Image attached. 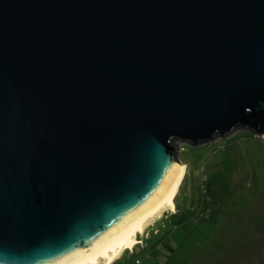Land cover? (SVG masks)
I'll return each instance as SVG.
<instances>
[{
	"label": "water",
	"instance_id": "water-1",
	"mask_svg": "<svg viewBox=\"0 0 264 264\" xmlns=\"http://www.w3.org/2000/svg\"><path fill=\"white\" fill-rule=\"evenodd\" d=\"M264 138V0H0V264H110L172 210L177 140Z\"/></svg>",
	"mask_w": 264,
	"mask_h": 264
},
{
	"label": "rangeland",
	"instance_id": "rangeland-1",
	"mask_svg": "<svg viewBox=\"0 0 264 264\" xmlns=\"http://www.w3.org/2000/svg\"><path fill=\"white\" fill-rule=\"evenodd\" d=\"M176 143L187 172L175 210L149 222L119 262L264 264V138L239 129L197 146Z\"/></svg>",
	"mask_w": 264,
	"mask_h": 264
},
{
	"label": "bare ground",
	"instance_id": "bare-ground-1",
	"mask_svg": "<svg viewBox=\"0 0 264 264\" xmlns=\"http://www.w3.org/2000/svg\"><path fill=\"white\" fill-rule=\"evenodd\" d=\"M179 164L182 165V174H181V177H180V179L178 180V182L175 184V186H174V188H173V191H172V193H171V203L173 204V211L175 210L174 198L176 197V195H177V193H178L179 188L181 187V185H183V182H184V179H185V175H186V172H187V166L185 165V163L180 162ZM170 211H172V210H164V211H162L160 214H158L157 216H155V217H153L152 219H150V220H149V221L143 226V228H142L140 231L137 232V234H138V233H143V232H145V231H144V230H145V227L148 225L149 222L155 220L156 218H159V217L163 216L164 213H166V212H170ZM170 213H171V212H170ZM137 234H136V238H135V243H134L130 248L127 247V246H125L124 248H122L121 251L119 252V254L113 258V260L111 261L110 264H112L113 261H115L117 258H119V257L121 256V254L124 253L123 251H125L126 248L132 249V248L135 247V245H136L137 243H139V242H138V238H137ZM139 241H140V240H139Z\"/></svg>",
	"mask_w": 264,
	"mask_h": 264
},
{
	"label": "trees",
	"instance_id": "trees-1",
	"mask_svg": "<svg viewBox=\"0 0 264 264\" xmlns=\"http://www.w3.org/2000/svg\"><path fill=\"white\" fill-rule=\"evenodd\" d=\"M251 132V131H250ZM252 133V132H251ZM253 134V133H252ZM254 135V134H253ZM148 245V244H147ZM121 259H116V261L114 262V263H116V262H118V263H116V264H121L119 261H120ZM135 264H137L136 263V259H135Z\"/></svg>",
	"mask_w": 264,
	"mask_h": 264
}]
</instances>
